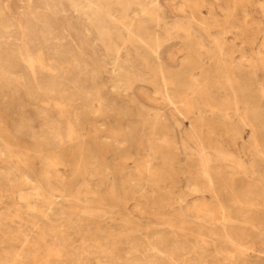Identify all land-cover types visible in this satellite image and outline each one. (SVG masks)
I'll return each instance as SVG.
<instances>
[{
	"label": "rangeland",
	"instance_id": "374dc122",
	"mask_svg": "<svg viewBox=\"0 0 264 264\" xmlns=\"http://www.w3.org/2000/svg\"><path fill=\"white\" fill-rule=\"evenodd\" d=\"M0 5V264H264V0Z\"/></svg>",
	"mask_w": 264,
	"mask_h": 264
},
{
	"label": "bare ground",
	"instance_id": "6f19581e",
	"mask_svg": "<svg viewBox=\"0 0 264 264\" xmlns=\"http://www.w3.org/2000/svg\"><path fill=\"white\" fill-rule=\"evenodd\" d=\"M140 23V22H139ZM12 26V22H11V20L8 18V16L6 15V13H5V11H4V9L2 8V6L0 5V27L1 28H3V29H10V27ZM126 29V28H125ZM156 33H158L157 31H156ZM160 34V33H159ZM160 35H162V34H160ZM167 35V34H166ZM139 36V35H138ZM148 39V38H147ZM143 41H145V40H143ZM191 42V41H190ZM190 44V43H189ZM157 50H158V48H157ZM166 67V66H165ZM161 68V67H160ZM167 68V67H166ZM238 68V67H237ZM168 70H169V68H168ZM161 72V71H160ZM167 72V71H166ZM166 72H164L165 74H168V73H166ZM161 74H163V72L161 73ZM5 75V74H4ZM172 75V74H171ZM169 77V76H168ZM165 78V77H164ZM3 82V81H2ZM4 84V83H3ZM3 87H5V86H3ZM241 87V86H240ZM12 89V88H11ZM25 91V90H24ZM4 94V93H3ZM3 98H4V103H5V105L6 106H10V107H12L13 106V104H14V102H15V99L12 97V95H11V93L8 91V92H6L5 94H4V96H3ZM73 100V99H72ZM27 104V103H26ZM36 107V106H35ZM35 109V108H34ZM21 111V110H20ZM33 111V110H32ZM77 111V110H76ZM34 112V111H33ZM42 112V111H41ZM40 112V113H41ZM38 114V113H37ZM46 118L47 116H44V114H43V118ZM80 117V116H79ZM49 119V118H48ZM35 120V119H34ZM44 120V119H43ZM50 120V119H49ZM37 121V120H36ZM31 122V121H30ZM43 123V122H42ZM48 123V122H47ZM77 123V122H76ZM19 124V123H18ZM49 124V123H48ZM57 124H58V122H57ZM78 124V123H77ZM22 125V124H21ZM50 125V124H49ZM23 126V125H22ZM33 126V125H32ZM46 126V125H45ZM44 127V126H43ZM18 128V127H17ZM17 130V129H16ZM18 131H20L19 129H18ZM52 140V139H51ZM199 140V139H198ZM41 146V145H40ZM47 147V146H46ZM214 230V229H213ZM212 230V231H213ZM25 231V230H24ZM228 237V236H227ZM223 238V237H222ZM231 240V239H230ZM234 240V239H233ZM237 240V239H236ZM235 240V241H236ZM162 243V242H161ZM252 244V243H251ZM178 245V244H177ZM184 245V244H183ZM240 245V244H239ZM244 246V245H243ZM157 247V246H156ZM159 247V246H158ZM164 248V247H163ZM179 248V247H178ZM170 249V248H169ZM25 250V249H24ZM156 250H158V249H156ZM168 252V251H167ZM190 252V251H189ZM180 257V256H179ZM178 259V258H177ZM18 261V260H17ZM164 262V261H163Z\"/></svg>",
	"mask_w": 264,
	"mask_h": 264
}]
</instances>
